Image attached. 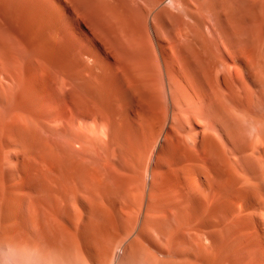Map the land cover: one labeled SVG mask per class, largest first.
<instances>
[{"label": "bare ground", "instance_id": "1", "mask_svg": "<svg viewBox=\"0 0 264 264\" xmlns=\"http://www.w3.org/2000/svg\"><path fill=\"white\" fill-rule=\"evenodd\" d=\"M233 3L0 0L1 130L25 148L46 133L63 201L85 182L111 202L147 185L156 264H264V13Z\"/></svg>", "mask_w": 264, "mask_h": 264}, {"label": "rangeland", "instance_id": "2", "mask_svg": "<svg viewBox=\"0 0 264 264\" xmlns=\"http://www.w3.org/2000/svg\"><path fill=\"white\" fill-rule=\"evenodd\" d=\"M233 2L242 13H264V0ZM262 28L264 45V26ZM260 54L263 60L264 48ZM6 129L0 128V236L7 237V242L3 241L0 248V264H156L155 259L159 256L157 235L150 225L156 221L153 209L156 203L146 197L147 185L143 188L144 195H133L132 192L127 198L111 202L96 196L99 189L96 184L85 182L80 185L82 196L63 201L47 190L46 156L40 150L46 144V133L34 139L37 144L34 148H25L20 144L25 135L19 134L16 138L13 129ZM258 140H255L259 144L256 145L253 169L259 174L262 162L260 165L258 161L264 154V140ZM227 157L232 162V158ZM58 188L74 191L68 183L59 184ZM149 207L153 212L146 213ZM9 215L15 219H8ZM145 220L147 227L143 229ZM17 221L21 231L10 227ZM21 235H26L27 242L22 241ZM52 247L58 249L60 257H55L57 253L53 255Z\"/></svg>", "mask_w": 264, "mask_h": 264}]
</instances>
